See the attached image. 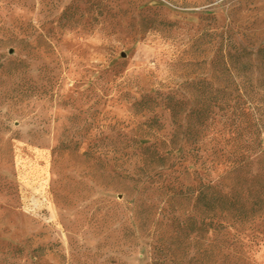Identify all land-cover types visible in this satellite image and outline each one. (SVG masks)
I'll use <instances>...</instances> for the list:
<instances>
[{"label": "rangeland", "instance_id": "obj_1", "mask_svg": "<svg viewBox=\"0 0 264 264\" xmlns=\"http://www.w3.org/2000/svg\"><path fill=\"white\" fill-rule=\"evenodd\" d=\"M227 46L264 48V0H0V264H150L172 215L149 177L205 174L186 121L198 81L225 85ZM215 112L203 157L232 187L230 113ZM150 146L164 168L145 165ZM249 156L238 173L256 190L264 151ZM227 222L195 238V264H264V212Z\"/></svg>", "mask_w": 264, "mask_h": 264}, {"label": "trees", "instance_id": "obj_2", "mask_svg": "<svg viewBox=\"0 0 264 264\" xmlns=\"http://www.w3.org/2000/svg\"><path fill=\"white\" fill-rule=\"evenodd\" d=\"M220 66L225 85L220 87L209 83L207 90V83L198 81L195 94L199 105L186 121L185 139L193 141V151L200 156L205 174L192 172L195 185L180 182L183 175L180 172V177L173 175L170 179L159 171L149 177V190L166 191L172 215L169 237L164 243H157L153 247L154 257L150 264H195L197 261L190 257V248L196 237H205L210 232L220 233V230L228 226V219L233 223H243L264 212L262 178L253 179V182L256 180L254 186L258 189L247 187L245 190V183H242L244 180H241L242 177L238 173L245 165L250 164L251 152L264 151V48L254 54L245 48L221 47L213 62L214 68ZM216 80L218 82L221 79ZM154 100L156 99L145 98L140 104H150ZM165 101L169 102L168 108L176 122L182 112V103L173 95L166 96ZM216 109L230 113L228 120L233 137L226 164L228 174L233 175L232 187H226L213 180L210 170L214 162H210L211 167H206L209 159L203 157L202 134L211 125L210 121L215 120ZM214 155L216 158V153ZM144 157L145 165L152 169L164 168L168 159L154 146L145 149ZM189 172V168H185L186 176ZM246 191L247 197L244 195ZM192 201L194 203L191 206ZM195 211L197 214H194ZM150 217L151 212L148 211L146 225L149 224ZM206 259L204 253L203 262Z\"/></svg>", "mask_w": 264, "mask_h": 264}]
</instances>
